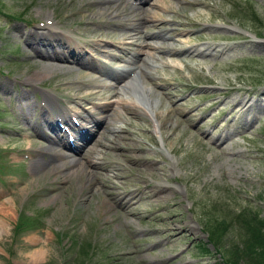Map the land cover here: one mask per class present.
Listing matches in <instances>:
<instances>
[{
    "label": "rangeland",
    "instance_id": "1",
    "mask_svg": "<svg viewBox=\"0 0 264 264\" xmlns=\"http://www.w3.org/2000/svg\"><path fill=\"white\" fill-rule=\"evenodd\" d=\"M126 1L142 5L128 9L131 14L149 11L142 29L162 32L138 40L154 48H142L149 53H140L147 72L135 75L159 114L143 111L137 91L119 93L135 104L120 107L117 117L106 108L100 115L109 125L95 144L66 155L80 161L77 167L90 159L102 165L94 175H68L76 167L44 170L47 158L38 151L44 141L22 113L39 120V107H27L41 103L44 91L55 95L58 110H99L113 102L120 82L90 81L87 76L98 74L37 56L24 38L55 26L88 59L120 72L136 66L127 62L131 53L110 61L119 34H133L126 9L119 5L118 17L109 14L114 4L103 0H0V157L10 170L0 174V264H75L84 258L87 264L89 257L95 264H225L200 227L240 210L264 222V0ZM248 5L257 20L235 9ZM43 33L27 38L35 41ZM56 64L71 69L44 66ZM22 91L28 94L23 100ZM91 146L97 153H90ZM19 212L30 215L33 227L15 235ZM235 237L224 231L220 242L226 247ZM86 243L84 256L79 250ZM198 243L209 253L199 255Z\"/></svg>",
    "mask_w": 264,
    "mask_h": 264
},
{
    "label": "bare ground",
    "instance_id": "2",
    "mask_svg": "<svg viewBox=\"0 0 264 264\" xmlns=\"http://www.w3.org/2000/svg\"><path fill=\"white\" fill-rule=\"evenodd\" d=\"M103 1H106L105 3L106 4L108 3L109 7H112L111 5L114 4L113 10L109 11V14L114 13L117 16L119 14L118 6L123 5L126 9V11L123 12L124 17L128 16V18H124V19H126L130 22V24H127L126 27H128L129 30L133 31L132 35L127 30H125L121 35L119 34L118 39L115 41L116 46H115L114 50L116 52H114L112 54L113 60H110V61L113 63L118 62L119 59L123 58L122 56H125L127 53H130V46L135 45L136 43H137L138 48L136 49V52L131 53V58H129L127 60V62H129V63H135L136 66H134L132 68V70L129 69L127 71H124L123 75H121L123 78L122 83L120 84L121 90L118 92H115V94L118 93L117 95H114V93H113V96H115L113 102L105 101L104 103H102L100 105V107L101 108H112L113 107L114 117H117L119 114L118 109H120V107H132V105L135 104V102L133 100H130L129 98H128V100L123 98V97L119 98V93H120V95H121V93L123 94L124 92L133 93V90H135V91H137V94H138L137 96H139V97L141 96V98L137 97V98H135V100L138 103H141L140 106H143V111L144 112L148 111L151 116L155 117L156 115L159 114L158 113L159 111L155 113L156 107L152 102L153 100L152 101L150 100L151 97L147 95L146 89H144L139 84L140 82H137L138 81L137 76L141 77L140 74L142 72L146 71L144 69V67H142V64H144L143 63L144 58H142V56L139 53L148 57L149 53L146 51H143L142 48H150V47L154 48V46H150V45H152V44H150V42L149 43L143 42L144 44H140V43H138V40L140 38H144L147 36H149V37H160V36H162V32L159 30L149 31V30L142 29V27H143L142 24L146 21V19H143V18H148L149 11L145 10L143 12L142 17L139 15L138 12H136L137 14L136 13L131 14L127 11L128 9L132 10V9L141 8L142 5H138L135 2H133V3L129 2V1L127 2L126 0H103ZM99 8L108 10V8H106V7H103V8L99 7ZM118 17H121V16H118ZM153 27H155V25H153ZM43 31H44L43 35L39 34V37L40 36H42V37H40V38L38 37L39 38L38 40L33 41L31 39V37H30V39L27 38V37H29V35H31L33 33L35 35H37L36 33H42ZM139 32H141V33H139ZM26 35H28V36L27 37L25 36L26 37V39L24 38L25 42L28 43L29 45L33 46L37 56H44L45 55L44 57L49 58V59H54V60H59V61H64V62H70L71 61L72 63L79 65V67H85V68L91 70L92 72L97 73L98 76L93 75L94 73L92 74V77L87 76V79H89L90 81L96 80L100 77H105V76L111 77L114 80H118L120 78L119 76L111 73L108 70V68L106 66H104L103 64H96L91 60L82 59L81 56H79V52L76 50V48L67 43L69 40V37L66 35V33L63 34L55 26L44 25L43 28L34 29L32 32H28ZM110 42L112 43L113 41L110 40ZM91 47L96 49V46L94 43L91 44ZM100 48H102V46ZM44 66H45V68H49L52 70L57 69L58 67H62V69H67V70L71 69L70 67H68L66 65H60V64H56L54 66H48V65H44ZM134 72L137 75L136 78L132 75ZM36 77H37V75H36ZM39 78H40V76L37 77V79H39ZM34 80H36V79H34ZM30 81H33V80L30 79ZM94 90H96V89H94ZM73 94H75V93H73ZM86 94H87V97H91V96H92L91 98L95 97V95H94L95 91H89ZM27 95L28 94L26 91H22V93L19 92L18 97H20L23 100L27 97ZM68 95H70V94H68ZM262 95H264V94L261 93L260 96H262ZM111 96H112V94L110 95V97ZM122 96H125V95H122ZM78 97L79 96H75L74 98H78ZM54 98H56L54 94L49 93L47 91H44L42 93L41 103L28 104V107H27L28 110L30 109V107H31V110L39 107V113H38L39 114V116H38L39 120H37V121H34L32 123L29 122L28 118H29V115L31 114V112H30V114L28 111L26 113L25 112L22 113L23 118L27 120V124H29L33 129H35L36 135L38 137H41L44 141V144L39 145V147H38V151L47 158V160L42 163V167L45 168L44 170H46V168L49 167L52 171H57L59 169L67 170L66 168L68 166L69 167L73 166V167H76V170L73 169L71 172H68V175L74 174L75 172H78L79 170H81V173L79 172V174H82V170H83L84 174L92 175L93 169L96 168L97 166L102 165L103 162L96 163L95 161H92V159H90V160H88L89 161L88 166H85L84 163H81L80 167L79 166L77 167L76 164L80 163V161L78 159H70L68 156H66V155H70L69 152L57 151V148L53 147L52 144L55 143L57 145H60L61 148L66 147V146L71 147V145L68 141V136H69L70 138H75L77 142H80L79 145L81 143L87 142L86 143L87 145L84 144L87 147L96 138L95 137L96 134H100L101 131L105 130L109 124L105 123V121L100 122L99 119L92 117L91 114L90 115L86 114L87 112L80 114V112L78 110H71V109L68 110V108L67 109L63 108V109L58 110V102ZM128 101H130V102L128 103ZM238 104L244 105L245 102L242 99H239ZM246 107H248V109H249L250 104L248 103V105H246ZM79 108L81 109V107H79ZM69 112H72V113H69ZM70 118H74V119L76 118L77 123H73ZM60 124H62V125H60ZM34 126L35 127L38 126V127H36L37 129L34 128ZM44 128L48 129L52 133V137L45 135ZM122 137L123 136H121V138ZM95 140H97V139H95ZM123 140H125V139H123ZM93 144H95V141L92 143V146H93ZM79 145H77V147H73L74 148L73 151H77ZM92 146L90 149V153H92V152L97 153V148L92 147ZM110 146L116 147L117 144L115 142L111 141ZM98 151H100V150H98ZM81 166H83V168ZM158 189H161V188H158ZM162 192H163L162 189L157 192L158 193L157 196L159 198L161 196H164ZM154 193H156V192H154ZM129 195H131V194H129Z\"/></svg>",
    "mask_w": 264,
    "mask_h": 264
},
{
    "label": "trees",
    "instance_id": "3",
    "mask_svg": "<svg viewBox=\"0 0 264 264\" xmlns=\"http://www.w3.org/2000/svg\"><path fill=\"white\" fill-rule=\"evenodd\" d=\"M239 6H236L235 9H238L239 12L244 15L249 14L251 16L244 19L250 21H253L254 19L257 20L251 6H243V10H240ZM5 14L7 16L11 15L10 13ZM253 30L256 36H261L259 31H256L254 28ZM1 161H3L2 157H0V174L10 172L7 166ZM240 211L234 215L233 213L227 215L228 213L226 212L227 214H224L223 217L213 218L211 227H207L204 224L201 226L199 219L197 222L200 224L202 232L207 234L208 241L215 248L214 251L219 255V259L222 263L238 264V261H242L244 264H264V222L257 219V216L253 212H248L243 215V211ZM29 218L30 215H25L24 213L19 212L17 215V222L13 227V234L16 235L22 229L24 230L31 227L34 220L32 221V219ZM229 230L230 233H234L236 237L230 238L228 240L229 244L224 247L223 243L220 242V237L224 234V231L228 232ZM86 246V249L80 246L79 250L84 256L87 254V249L90 248L87 243ZM195 246L199 255L209 253L204 244L198 243ZM88 260L87 264H95L90 263V257ZM76 261L75 264H86L84 261H87V259H76ZM62 264H67V262Z\"/></svg>",
    "mask_w": 264,
    "mask_h": 264
}]
</instances>
